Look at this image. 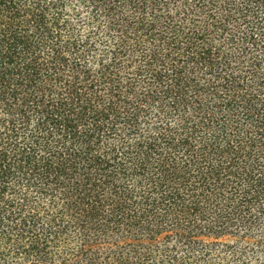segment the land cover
<instances>
[{
	"label": "trees",
	"instance_id": "obj_1",
	"mask_svg": "<svg viewBox=\"0 0 264 264\" xmlns=\"http://www.w3.org/2000/svg\"><path fill=\"white\" fill-rule=\"evenodd\" d=\"M0 264H264V0H0Z\"/></svg>",
	"mask_w": 264,
	"mask_h": 264
}]
</instances>
